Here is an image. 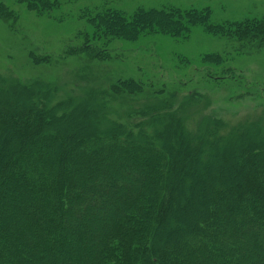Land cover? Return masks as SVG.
<instances>
[{"label": "trees", "instance_id": "16d2710c", "mask_svg": "<svg viewBox=\"0 0 264 264\" xmlns=\"http://www.w3.org/2000/svg\"><path fill=\"white\" fill-rule=\"evenodd\" d=\"M16 1L31 11L51 10L49 0ZM4 3L0 0V17L12 19ZM98 18L104 32L128 41L153 33L187 37L196 25L221 36L231 26L212 23L210 11L196 9L139 8L131 17L115 11ZM238 29L245 40L264 45V20ZM220 58L208 54L204 59ZM44 83L0 78L5 101L23 105L20 118L11 108L0 114V132L8 134L17 122L24 131L17 143L7 138L0 153V264H264V245L257 239L236 241L247 231L260 233L254 216L264 223V123L239 125L225 136L221 123L210 124L214 119L204 116L197 130L189 131L182 107L195 105L198 98L188 95L182 103L186 97L181 100L167 89L155 92V101L143 102L146 107L130 111L124 122L113 116L110 87L64 102L56 100L52 84ZM140 84L120 79L111 86L114 95H128L138 94ZM29 90L38 93L33 102ZM31 104V115L23 114L22 108ZM133 113L142 122H134ZM72 119L81 126L75 134L67 133ZM47 125L57 128L45 131ZM213 157L232 169L231 174L223 167L224 178L216 179L223 185L222 202L213 194L214 182L207 184L199 174L193 181L187 176L197 164L215 175L219 167ZM242 162L246 166L240 167ZM130 167L139 183H133ZM185 179L192 192L201 185L205 190L202 196L193 193L200 207L189 218L176 204ZM119 190L124 194L118 195ZM171 212L181 216V229L164 227ZM181 234L184 241L166 242Z\"/></svg>", "mask_w": 264, "mask_h": 264}, {"label": "rangeland", "instance_id": "374dc122", "mask_svg": "<svg viewBox=\"0 0 264 264\" xmlns=\"http://www.w3.org/2000/svg\"><path fill=\"white\" fill-rule=\"evenodd\" d=\"M2 1L14 14L12 19L0 17V78L4 80H17L23 85L36 81L52 84L56 100L64 102L88 96L89 90L98 92L110 87L108 95H113L109 96L113 116L124 122L130 111L146 107L143 102L155 101V92L167 89V92L178 93L181 100L186 97L182 103L188 101V95L194 94L198 98L193 102L195 105L182 107L189 131L195 132L200 123L198 120L204 116L214 119L210 124L221 123L225 136L239 125L264 123V45L245 40L238 29L241 24L252 25L264 20V0H49L51 10L38 12L16 0ZM139 8L180 9L182 12L208 10L212 23H230L231 26L228 25L227 34L221 36L212 35L207 27L196 25L191 26L187 37L153 33L141 35L135 41L112 36L100 27V15L116 11L131 17ZM208 54L220 55L221 61L205 60ZM120 79H134L141 83L142 89L138 94L127 95V91H122L121 95H114L116 92L111 85ZM29 91L33 102L38 93ZM3 92L0 93V114L11 108L20 118L19 107L23 105L16 107L15 102H10V96L7 97L10 100L5 101L7 94ZM36 103L38 108L42 106ZM34 104L22 108V113H28L29 108L33 110ZM87 116L91 117L90 114ZM133 116L134 122H142L135 113ZM1 118L0 126L3 125ZM79 125L72 119L67 123V133L75 134L81 128ZM54 127L57 128L47 125L45 131H55ZM21 128L17 122L8 134L0 132V153L7 138L13 143L22 138L24 131ZM203 153L209 160L211 152ZM213 158L219 167L215 175L207 171L205 164H197L195 171H188L187 176L193 181L199 174L203 180L207 178V184L214 182L211 189L217 201L222 202L223 185H218L216 179L224 178V169L231 174L232 169L226 160ZM243 164L246 166L247 163L242 162L239 166L243 167ZM129 170L135 172L133 167ZM139 172L143 176L144 167ZM132 178L133 183L140 182L136 172ZM126 179L120 180L131 185ZM104 182L109 186L108 181ZM182 183L185 186L176 204L179 207L182 204L183 208L178 211L189 218L194 215L196 205L200 207L199 198L197 200L193 193L202 196L205 190L201 185L192 192L193 186H188L186 179ZM117 192L123 195L125 190ZM257 219L254 216V221L260 222V233L255 236V231L250 230L242 235V241H236L247 244V240L255 238L264 245V223ZM167 226L170 231L181 229V216L171 212L164 227ZM182 240L181 234L179 238L166 239V242L176 245Z\"/></svg>", "mask_w": 264, "mask_h": 264}]
</instances>
